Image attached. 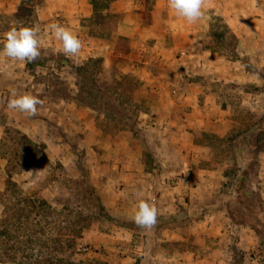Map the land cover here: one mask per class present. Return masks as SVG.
<instances>
[{"label":"rangeland","instance_id":"374dc122","mask_svg":"<svg viewBox=\"0 0 264 264\" xmlns=\"http://www.w3.org/2000/svg\"><path fill=\"white\" fill-rule=\"evenodd\" d=\"M7 1L11 3V0ZM47 1L22 0L17 12V7L10 6L8 2L6 8H0V33L22 24L38 27L40 37L43 35L41 55L33 62L26 63V69L31 75L26 77L24 84H16L18 78H6L0 72V126L3 129L0 160L5 162L0 181L5 188L7 168L10 170L17 166L16 171L20 169V172L15 173L13 179L23 193L44 197L55 210L51 215L41 218L36 227L38 233L34 244L22 246L24 261L0 264H33L32 261H35L39 253L50 254L58 232L68 225L64 222L77 220L78 216L86 217L85 223L90 225L77 237L72 258L78 263L104 264L105 259L112 257V252L104 243L96 246L92 244L87 236L90 229L112 233L120 224H124L134 230V235L142 236L148 231L138 226L133 219L119 218L112 211L113 206L106 205L105 197L117 199L118 190L108 183L109 175L104 174H110L120 161L123 165L126 160L124 150L128 145L134 148L146 145L148 161L150 164L154 163L149 156L152 149L150 141L146 142V131L137 126L138 122L145 119L144 112L151 101L160 96L146 93L147 88L154 85L165 92L173 88L179 90L187 88L197 77L216 86H224L223 91L228 89L226 86H243L256 90V85L259 84L264 88V72L261 68H264V30L257 25V19L261 17L257 14L256 5L259 1L204 0L203 18L196 23H189L191 33H184L181 38L183 41L184 37L188 39L192 36L195 37V42H191L189 46H181L175 51L176 57H172L174 60L170 59L174 64L185 62L191 66L182 68L187 71V79L181 83L183 85L173 82L175 79L172 70L168 75L169 79L162 74H159L162 78L159 76L152 81L146 76L142 77L141 73L148 66L133 58L134 56L130 58L128 53L121 55L113 49L110 45L114 38L112 30H105L101 37L89 35L101 45L91 53L96 56H91L88 60H82L81 52L75 56L65 55L61 47L43 44H48L44 34L46 25L51 20L41 18L38 12L42 6H47ZM69 1L83 10L80 0ZM87 1L93 6L95 14L114 15L109 10L115 0ZM207 23L209 25H206V29L200 28ZM86 33L82 26L77 27L74 32L81 42ZM182 50L186 55H182ZM196 53L201 55L200 60L198 56H190ZM4 59L7 57L0 56V60ZM84 61L89 63H83ZM130 64L136 71L126 70V66ZM86 65L89 72L78 73V68ZM160 67L162 65H153L154 70ZM165 68L167 69L166 65ZM201 68L198 73L197 70ZM18 87L20 90L26 88L24 93L36 95L43 101L38 106L37 115L30 117L25 113L11 114L4 110L8 101L5 92L10 95V91ZM228 95L230 94H225L224 97ZM232 95L236 101L243 94L235 90ZM241 115L244 112L239 113L238 117ZM18 120L20 126L13 124ZM30 120L38 124L30 127ZM210 141L224 152V141ZM113 156L118 159L114 161ZM21 163L24 165L21 166ZM252 184L254 187V183ZM232 209L237 215L242 213L234 202ZM1 211L0 205V214ZM167 226H171L169 222L157 230L161 233ZM237 238L232 239L231 264H260L264 260V243L260 242L254 259L252 253H244L239 248ZM136 240L134 245H140ZM165 244L168 248H192L194 242L179 240Z\"/></svg>","mask_w":264,"mask_h":264},{"label":"crops","instance_id":"0c3cea01","mask_svg":"<svg viewBox=\"0 0 264 264\" xmlns=\"http://www.w3.org/2000/svg\"><path fill=\"white\" fill-rule=\"evenodd\" d=\"M80 1L83 10L69 0H48L47 6L39 9L45 11L38 10V13L41 18L51 20L48 24H64L73 33L77 27L82 26L87 33L81 39V58L88 60L91 56H96L91 53L101 45L92 38L101 37L98 34L101 25L94 22L93 6L87 0ZM258 1L257 14L261 17L257 19V25L264 30V0ZM7 2H0V8H6ZM10 2V6L17 7V12L22 0ZM109 12L119 16L117 25L112 30L114 38L110 45L121 55H126L117 46L120 42H126L130 58L134 56L133 58L148 66L141 73L142 77L146 76L150 81L159 76L169 79L168 75L172 70L174 83L181 84L187 79V71L182 68L191 66L185 62L174 64L170 59L176 57L175 51L181 46H189L191 42H195V37H184L181 40L184 33H191L189 23L177 18L168 9L167 0H115ZM206 25L209 24L200 28L206 29ZM44 38L48 44H43L62 47L59 41L47 33ZM181 53L186 55L184 50ZM190 56L201 59L199 53ZM131 64L126 66V70L136 71ZM153 65L162 67L154 70ZM261 68L264 72V68ZM201 70L202 68L197 72ZM0 72L6 78H18L16 84L20 85L31 75L26 69V63L8 58L0 60ZM262 82L264 83V78ZM222 87L224 86L219 87L197 77L187 88L179 90L173 88L165 92L154 85L147 88L146 93L160 96L151 101L144 112L145 119L138 122L137 126L146 131V142L150 141L152 149L149 156L154 163L150 164L148 161L146 145L136 148L128 145L124 150L126 160L123 165L120 161L110 174L104 173L109 175L108 183L118 190L117 199L105 197V203L113 206L111 209L119 218L132 219L134 204L143 197L156 208V223L142 236L134 235V230L124 224H120L112 233L91 229L88 234L84 233L92 244L96 246L104 243L112 252V257L105 259L107 264H136L137 259L144 255L151 256L152 264H231L232 239L236 237L239 248L244 253H252L256 259L255 250L260 245V236L249 224L234 220L229 210L233 201L220 199V195L225 190L233 166L228 139L256 126L263 117L264 88L259 84L256 85V90L243 86H226L228 89L223 91ZM8 88L11 87L8 85ZM25 89L15 88L18 93H24ZM235 90L243 94L236 101L232 95ZM225 94L230 95L224 97ZM5 97L9 99L6 92ZM4 110L11 114L19 112L8 108L7 104ZM243 112L244 115L238 117ZM13 124L21 125L19 120ZM37 124L30 120L28 125L31 127ZM2 133L0 126V141ZM211 139L224 141V152L218 150ZM115 157H112L114 161L118 159ZM259 158L258 178L248 185L250 190L259 191L264 198V151ZM4 166L5 162L0 160V175ZM252 183L254 187L251 186ZM3 188V182L0 181V190ZM168 222L171 226L160 233L157 229ZM134 240L140 245H134ZM179 240H192L194 245L192 248H168L165 244ZM152 244L155 245L152 247ZM259 251L261 252L260 249Z\"/></svg>","mask_w":264,"mask_h":264},{"label":"trees","instance_id":"16d2710c","mask_svg":"<svg viewBox=\"0 0 264 264\" xmlns=\"http://www.w3.org/2000/svg\"><path fill=\"white\" fill-rule=\"evenodd\" d=\"M94 19V22H99L101 25L98 34L102 36L105 30H113L119 16L94 14ZM106 26L107 28H105ZM117 46L119 50L121 49L127 54L129 49L126 42H120ZM85 62L89 63L87 61L83 63ZM86 72H89L87 65L78 68V73ZM228 140L232 151L233 166L225 184L226 189L220 195V199L233 201L238 205L242 213L237 215L231 205L230 214L238 223L252 226L260 236L262 244L264 243V198L259 191L250 190L247 181L256 180L259 175V155L264 151V115L256 126L232 135ZM23 165L24 163H21V166ZM16 167L10 170L9 167L7 168L6 186L0 190V205L2 207L0 214V262L24 261L25 252L22 251V246L34 244L38 233L36 227L40 224L41 218L47 217L55 211L44 197L23 193L13 179V175L20 172V169L16 171ZM78 217L77 220L75 219L76 221L64 222L68 225L58 232L50 254L39 253L35 257V261H32L33 264H84L78 263L72 258V249H74L77 237L90 225V223H85L86 217ZM153 245L155 244H152V247ZM103 263L107 264L106 261ZM136 264H152V258L144 255L137 259ZM260 264H264V260Z\"/></svg>","mask_w":264,"mask_h":264},{"label":"clouds","instance_id":"9594fccd","mask_svg":"<svg viewBox=\"0 0 264 264\" xmlns=\"http://www.w3.org/2000/svg\"><path fill=\"white\" fill-rule=\"evenodd\" d=\"M168 9L188 23H196L204 16V0H167ZM46 33L61 44L65 55H77L82 47L76 34L66 25L52 22L46 26ZM41 55L40 29L22 24L10 27L0 33V56L11 61L31 63ZM43 101L31 93L10 91L7 107L25 113L30 117L37 115L38 106ZM157 210L146 199L141 197L133 207L132 219L141 228L149 229L156 223Z\"/></svg>","mask_w":264,"mask_h":264}]
</instances>
